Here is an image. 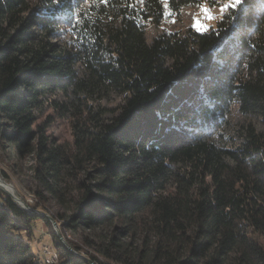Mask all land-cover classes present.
Masks as SVG:
<instances>
[{"label":"trees","instance_id":"trees-1","mask_svg":"<svg viewBox=\"0 0 264 264\" xmlns=\"http://www.w3.org/2000/svg\"><path fill=\"white\" fill-rule=\"evenodd\" d=\"M165 10L161 0H0V158L11 169L32 159L33 209L72 199L71 214L53 211L65 239L103 235L86 238V258L0 187V264H47L33 251L38 222L60 264H264L250 235L264 230V130L219 139L234 105L264 125V0L148 44L141 22ZM70 92L74 142L59 143L37 120L48 104L68 114L53 97ZM102 92L123 96L108 118L89 104Z\"/></svg>","mask_w":264,"mask_h":264},{"label":"rangeland","instance_id":"rangeland-1","mask_svg":"<svg viewBox=\"0 0 264 264\" xmlns=\"http://www.w3.org/2000/svg\"><path fill=\"white\" fill-rule=\"evenodd\" d=\"M35 1V0H33ZM223 3H227V0H220V3H217L216 6L207 5L212 9L214 14L216 15V19L212 21H205V23L210 24L211 27H215L217 21L221 17V5ZM193 15H200L201 19H203L202 14H200V9L198 7H183L180 10L171 11L168 6L164 12L162 19L156 23L153 20H142L141 25L145 31V36L147 39V43L151 44L152 41L160 34L167 32H176V31H185L190 27H193ZM210 27V28H211ZM197 30V29H196ZM66 41L70 42L69 37H66ZM58 102L65 103L70 106V112L68 114H61L60 111L56 110V108L48 104L43 111L39 114L37 125H43L45 123L49 124L47 128V134L54 140L59 143H68L72 144L74 142V126L76 118L74 113L76 112V108L72 105L75 102L74 95L70 92L68 94L59 93L53 97ZM123 102V96L114 92L108 93H99L94 95L89 104H91L94 108V112H98L101 108L105 109L104 118H108L113 111H115L119 105ZM74 105H79V102H76ZM254 126L258 131L264 130V125L261 123L259 118L253 117L251 115H244L240 110L238 105H234L227 119V124L221 129L220 143L226 146H232L235 143L240 142L242 138V134H244L245 130L250 126ZM17 161V160H15ZM12 161V162H15ZM18 167L17 169H11L8 165L7 161H3L0 158V168L5 166L12 176V181L7 182L12 184L15 188V193L18 197H20L24 202L30 203L32 208H37L38 204H40V208L42 206V202L38 200L34 191L38 187V183L34 178L33 173V162L31 158H25L22 161H17ZM0 173V182L1 179ZM3 183V182H2ZM7 188L12 189L10 185H7ZM72 199H68L64 206L58 204L55 200L50 199L48 203H46L47 207L52 208V212L48 211V209H41L47 214L53 224L54 229L60 235L63 243L70 247V243L67 238L80 246L81 250L78 252L80 255L84 257H89L88 252L91 254H95L94 250L88 247L86 243V238H97L100 234V230L96 232L86 231H68L65 232L66 239L61 234V230L59 225L54 224L53 220L56 219L53 217V211H59L61 214L69 215L74 210V205L71 201ZM57 222V221H56ZM50 230L51 228L48 227ZM44 226L41 222H38L35 225V238L32 240L33 251L40 255L42 259L46 260L47 264H60L62 260H64V255L61 252H58L51 244V236L49 235V229ZM104 234V232H102ZM251 238L254 240L258 251L261 257L264 260V230L256 231L255 233L250 234ZM102 237L103 235H99ZM71 248V247H70ZM262 248V249H261ZM101 260L105 264H116L114 262L106 261L101 257Z\"/></svg>","mask_w":264,"mask_h":264},{"label":"snow or ice","instance_id":"snow-or-ice-1","mask_svg":"<svg viewBox=\"0 0 264 264\" xmlns=\"http://www.w3.org/2000/svg\"><path fill=\"white\" fill-rule=\"evenodd\" d=\"M104 3H107V0H103ZM143 2V0H141ZM161 2L167 7L168 0H161ZM209 0H196V6L200 9V14H202L203 19H201L200 15H193V26L201 32H207L210 29V24L205 23V21H212L216 19V15L212 11L210 7H208ZM212 4L220 3V0H210ZM242 0H227V3H223L221 5V18H223V14L227 13L229 8H236L240 6Z\"/></svg>","mask_w":264,"mask_h":264},{"label":"water","instance_id":"water-1","mask_svg":"<svg viewBox=\"0 0 264 264\" xmlns=\"http://www.w3.org/2000/svg\"><path fill=\"white\" fill-rule=\"evenodd\" d=\"M3 181L0 182V187H2L4 190H6L18 203H20L23 207L35 211V212H39L41 214H44L46 216H48L47 214L37 211L35 209H33L28 203L24 202L20 197L17 196V194L15 193V188L12 184L7 183L3 178H1ZM7 185H10L12 189L7 188ZM49 217V216H48ZM54 224L57 226V222L54 221ZM92 264H95L93 261H91Z\"/></svg>","mask_w":264,"mask_h":264}]
</instances>
